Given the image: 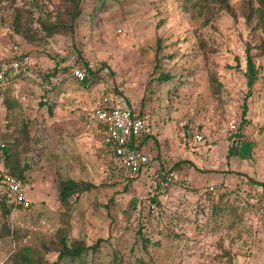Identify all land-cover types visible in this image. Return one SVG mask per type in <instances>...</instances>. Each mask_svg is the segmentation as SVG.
<instances>
[{
  "label": "rangeland",
  "instance_id": "1",
  "mask_svg": "<svg viewBox=\"0 0 264 264\" xmlns=\"http://www.w3.org/2000/svg\"><path fill=\"white\" fill-rule=\"evenodd\" d=\"M249 1L230 0L231 13L212 16L190 0H83L73 34L31 41L27 26L37 27L60 1L0 0V61L30 54L53 70L75 50L95 66L91 82L71 78L50 91L23 74L0 83V134L25 169L33 202L8 215L0 206V264L26 246L57 264H264V215L255 203L264 193V32L255 18L246 20ZM249 44L260 71L251 92ZM106 68L123 106L152 123L143 138L152 161L135 175L96 132ZM162 72L171 77L161 79ZM212 76L222 84L218 92ZM0 170H8L3 156ZM66 178L94 186L63 203ZM213 184L221 186L216 195L204 191ZM61 228L71 243H101L59 260L49 247Z\"/></svg>",
  "mask_w": 264,
  "mask_h": 264
},
{
  "label": "built area",
  "instance_id": "2",
  "mask_svg": "<svg viewBox=\"0 0 264 264\" xmlns=\"http://www.w3.org/2000/svg\"><path fill=\"white\" fill-rule=\"evenodd\" d=\"M9 68L22 70L25 75L40 83L42 88L50 91L71 78L91 82V71L95 66L79 60L75 50L70 52L67 66L60 67L57 71L38 67L32 55L23 54L0 67V82L6 79ZM103 75L107 81L105 90L93 111L96 132L106 138L109 149L113 152L119 166L131 175L138 174L152 161L150 154L144 149L143 142V138L152 134V123L146 116L135 111L134 107L123 106L122 99L114 91V84L110 80L107 68L103 70ZM231 129L237 131V125L231 124ZM196 139L201 140L202 136L196 135ZM5 146L6 141L0 138V147ZM169 173L173 177L177 176L176 170ZM225 187L228 185L226 184ZM220 190L221 186L214 184L204 189L214 194ZM3 201L23 209H29L32 206V201L27 196L25 183L15 175L0 170V202ZM255 203L258 212L264 215V193Z\"/></svg>",
  "mask_w": 264,
  "mask_h": 264
},
{
  "label": "trees",
  "instance_id": "3",
  "mask_svg": "<svg viewBox=\"0 0 264 264\" xmlns=\"http://www.w3.org/2000/svg\"><path fill=\"white\" fill-rule=\"evenodd\" d=\"M59 1L60 4L55 8H53L51 11H45L46 12L45 17H38L37 27L31 24L27 26V33H28L26 36L27 39L32 41L35 40L36 37H39L40 39H44V38L46 39L56 34H63V35L73 34L77 20L82 13L83 0H59ZM190 1H193L194 5L200 3L199 5H201L202 8H205L208 14H212V16L214 13L221 10H225L230 13L233 11V7L230 3V0H190ZM252 1H249V3L246 6V12H244L246 20L247 22L251 23L252 19L255 18L256 23L254 27L264 32V0H255L258 4L257 6H254ZM100 7L101 5L97 6V8ZM209 22H210V17L208 16L206 24H208ZM162 44H163L162 38L159 37L157 39V53H156L157 54L156 66L158 67H161V64L159 62L160 60L159 55L163 47ZM258 47L264 49V44H261ZM256 56L257 53L252 51V45L249 44L246 48L247 64H246L245 73L248 79V86L250 92L259 78L260 71L256 63ZM4 63H7V61H0V67ZM57 70L58 67H55L53 68L52 71H57ZM22 74L25 75L24 72L20 69L16 71L14 68H9L6 74V79L1 81L0 83L8 80L9 78L13 79L14 77L21 76ZM170 77L171 75L166 72L161 73V79L163 80H167ZM211 81H212L211 83L216 84L215 86L213 84L212 85L215 87V90L218 92L222 84L218 82V80L213 76L211 77ZM82 82H86V80ZM114 91L119 97L122 98V103H123L124 98L122 96L123 95L122 91H120L117 87H114ZM135 111H137L142 116H146L140 110L135 109ZM246 113H247V106L245 105L243 112V116H244L243 121H245ZM0 138L6 141V146L0 147V156L5 157L6 159V167H8L7 173L15 175L18 179L24 182L23 180L25 178V172H24L25 169L21 168L19 166V163L13 161L12 153L10 151L11 144H9L8 140H6V136L4 134L3 135L0 134ZM259 184L261 185L260 191L264 192V181L259 182ZM93 186L94 184L88 181H78L73 178L63 179L60 181V185H59L60 200L63 203H69L70 199L73 196H76V199H79L80 193L90 190ZM0 206L3 208V214L8 215L11 213L14 205L3 201L0 202ZM32 206H33V202H32ZM142 238L145 244L149 243L150 240L144 234H142ZM100 243L101 240H99L96 244H92V245H87L83 240H74L71 243L68 240L66 229L61 228L57 233L56 240H54L52 243V248L50 249L49 247V250L57 251L59 253L58 254L59 260L63 258L74 259L76 257H81L83 253L86 251L97 250ZM57 262L47 261L45 259L44 251L35 247H28V246L16 250L11 256V264H57Z\"/></svg>",
  "mask_w": 264,
  "mask_h": 264
},
{
  "label": "crops",
  "instance_id": "4",
  "mask_svg": "<svg viewBox=\"0 0 264 264\" xmlns=\"http://www.w3.org/2000/svg\"><path fill=\"white\" fill-rule=\"evenodd\" d=\"M15 208H18V207H15ZM23 209V208H22ZM25 210H27V209H25Z\"/></svg>",
  "mask_w": 264,
  "mask_h": 264
}]
</instances>
